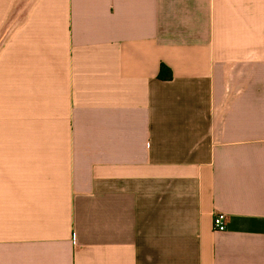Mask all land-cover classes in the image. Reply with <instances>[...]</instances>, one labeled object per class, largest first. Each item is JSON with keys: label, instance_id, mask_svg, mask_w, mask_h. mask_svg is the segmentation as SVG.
<instances>
[{"label": "crops", "instance_id": "1", "mask_svg": "<svg viewBox=\"0 0 264 264\" xmlns=\"http://www.w3.org/2000/svg\"><path fill=\"white\" fill-rule=\"evenodd\" d=\"M0 264H264V0H0Z\"/></svg>", "mask_w": 264, "mask_h": 264}, {"label": "built area", "instance_id": "2", "mask_svg": "<svg viewBox=\"0 0 264 264\" xmlns=\"http://www.w3.org/2000/svg\"><path fill=\"white\" fill-rule=\"evenodd\" d=\"M213 227L216 231H224L226 229V215L218 213L214 217Z\"/></svg>", "mask_w": 264, "mask_h": 264}, {"label": "trees", "instance_id": "3", "mask_svg": "<svg viewBox=\"0 0 264 264\" xmlns=\"http://www.w3.org/2000/svg\"><path fill=\"white\" fill-rule=\"evenodd\" d=\"M158 77L163 80L171 78L172 76H171L170 69L166 67L165 65H161Z\"/></svg>", "mask_w": 264, "mask_h": 264}]
</instances>
